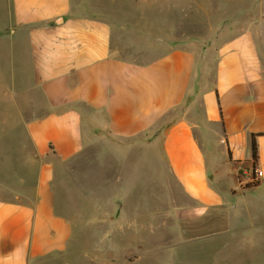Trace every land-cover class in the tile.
Masks as SVG:
<instances>
[{"label": "crops", "instance_id": "crops-1", "mask_svg": "<svg viewBox=\"0 0 264 264\" xmlns=\"http://www.w3.org/2000/svg\"><path fill=\"white\" fill-rule=\"evenodd\" d=\"M129 1L133 21L119 0H0V264H46L67 249L59 164L119 161L133 189L165 171L182 217L220 208L226 229L215 155L247 196L255 134L254 189L264 185V0ZM201 16L217 35L182 36Z\"/></svg>", "mask_w": 264, "mask_h": 264}, {"label": "rangeland", "instance_id": "rangeland-1", "mask_svg": "<svg viewBox=\"0 0 264 264\" xmlns=\"http://www.w3.org/2000/svg\"><path fill=\"white\" fill-rule=\"evenodd\" d=\"M119 2L133 21L132 3ZM213 4L218 8L219 2ZM204 19L197 17V28H185L182 36L201 43L216 36L221 28H206L209 23ZM140 138L148 139L145 134ZM99 151L87 152L102 153ZM224 167L223 154L217 153L214 169L218 174L211 183L221 192L228 189L232 221L226 229L223 218L227 214L220 208L195 219L182 217L178 208L184 198L165 171L158 176L153 171L142 173L141 189H133L126 188L119 161L96 157L84 163L59 164L54 186L56 210L73 222V233L67 249L46 264H264V185L245 189L247 196L237 189L235 193L231 189L237 187V180L223 177ZM243 197H247L245 207L235 210L230 206ZM114 231L115 239H109Z\"/></svg>", "mask_w": 264, "mask_h": 264}, {"label": "trees", "instance_id": "trees-1", "mask_svg": "<svg viewBox=\"0 0 264 264\" xmlns=\"http://www.w3.org/2000/svg\"><path fill=\"white\" fill-rule=\"evenodd\" d=\"M251 150H252V166H253V170H254V178L256 177V170H257V165H258V153H259V147H258V143L256 140V135L254 134L252 137V141H251ZM258 184V180H254L251 183L246 184V187H252V186H256Z\"/></svg>", "mask_w": 264, "mask_h": 264}, {"label": "built area", "instance_id": "built-area-1", "mask_svg": "<svg viewBox=\"0 0 264 264\" xmlns=\"http://www.w3.org/2000/svg\"><path fill=\"white\" fill-rule=\"evenodd\" d=\"M223 142H224V140H223ZM258 179H259V176L258 175H256L255 178H254V176H251V181L258 180Z\"/></svg>", "mask_w": 264, "mask_h": 264}, {"label": "water", "instance_id": "water-1", "mask_svg": "<svg viewBox=\"0 0 264 264\" xmlns=\"http://www.w3.org/2000/svg\"><path fill=\"white\" fill-rule=\"evenodd\" d=\"M209 177L212 178L213 176L210 174Z\"/></svg>", "mask_w": 264, "mask_h": 264}]
</instances>
